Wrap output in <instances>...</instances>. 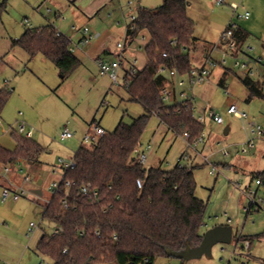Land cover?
<instances>
[{"label":"rangeland","instance_id":"rangeland-1","mask_svg":"<svg viewBox=\"0 0 264 264\" xmlns=\"http://www.w3.org/2000/svg\"><path fill=\"white\" fill-rule=\"evenodd\" d=\"M163 1L125 0L124 11L126 16L136 14L138 5L157 7ZM187 1V13L195 23L197 38L196 48L191 50L192 67L206 65L210 68L203 87L195 90L194 101L195 116L204 122V138L197 144H190L184 135L160 126L159 116L152 114L142 134L141 147L148 155L145 166L159 164L163 168H172L181 157V163L194 166L195 193L206 203V226L201 228L218 223L229 224L233 227L234 238L231 243L214 245L211 255L204 254L186 261L158 256L154 264H240L241 261L264 264V183L258 184L255 175L264 169V135L253 134L249 125L254 121L264 130V97L248 98L249 91L242 81L244 74L233 66L231 58H227L225 65L213 67L205 55L212 51L213 57L220 59L221 53L212 48L220 41L227 26V23L223 24L227 9L215 6L214 0ZM47 4L51 6L50 3L40 5L39 0H7L0 11V56H4V61L0 62V85H5V80L15 83L16 76L24 71L27 51L18 45L13 46L12 39L19 37L26 27L38 26L36 16L54 15ZM76 25L90 28L88 22ZM73 30L77 33L76 29ZM63 32L74 40L67 30ZM124 37L114 36L111 43L114 51L117 50V42L123 41ZM149 39L146 29L130 39V54L139 60L137 68H142L148 61L145 46ZM75 52L82 58L79 50ZM115 57L105 56L109 61ZM83 62L63 82L59 80L57 67L51 62L54 78L50 71L45 76L49 84L40 83L45 92L40 88L32 93V100L38 104L34 109L25 107L26 102H30L26 97L21 99L15 94L11 95L4 108V112L14 120V123L7 122V126L16 128L25 123L27 129H32V137L42 144V150L38 162L21 161L22 171H18L16 164L12 166L13 171L6 173L7 179L14 180L17 186L26 190L19 200H1L4 180L0 178V264H54L51 257L41 255L37 250L40 237L50 234L56 224L43 216L44 207L53 193L50 186L62 178L65 163L72 161L74 151L91 132L90 124L99 123L110 132L124 114L125 121L131 122L135 116L145 112L140 102L130 99L123 84L124 66L115 82L108 73L101 71L99 65ZM224 66L232 68L226 75L222 69ZM167 103L172 104L173 101L168 100ZM232 103L239 110L246 111L248 117L241 118L229 112ZM210 111L222 115L224 122L214 121ZM64 127L74 135L62 140L59 134ZM8 138L15 141L10 133ZM251 140L254 146L249 147ZM83 145L93 148L94 142H84ZM246 147L247 150L243 151ZM34 169H38L43 177L42 184H38L37 179L24 183L25 175ZM0 170L4 172L1 165ZM5 184L9 185L10 180ZM36 188H40L43 194H36ZM249 190L255 193L249 194ZM31 221L38 225L34 231L29 230ZM240 234L253 238L250 250L243 247L242 239H238Z\"/></svg>","mask_w":264,"mask_h":264},{"label":"trees","instance_id":"trees-1","mask_svg":"<svg viewBox=\"0 0 264 264\" xmlns=\"http://www.w3.org/2000/svg\"><path fill=\"white\" fill-rule=\"evenodd\" d=\"M6 1L0 0V11ZM188 4L187 0H164L157 7H138L136 26L127 34L135 38L143 29L149 32L145 46L148 61L130 72L131 78L126 77V89L130 99L140 102L145 112L131 122L122 117L114 130L94 142L93 148L81 144L74 154V166L64 168L59 188L43 211L45 218L61 224L64 231L45 234L37 245L38 252L51 257L54 264H154L158 256H172L169 249L179 251L188 245H200L206 203L195 193L194 166L179 161L172 168L146 167L135 151L152 114L178 135L189 132L191 141L203 133L204 122L195 116L192 101L169 104L161 94L168 80L161 67L177 68L180 74L189 73L192 67L191 50L196 48L197 38L195 23L187 13ZM227 29L232 30L231 39L235 41L231 53L247 52L245 44L251 32L236 24H228ZM228 42L221 40L224 45ZM12 45L22 47L31 57L42 54L50 59L63 81L81 64L70 48L71 39L53 24L27 27L12 39ZM2 61L4 57H0ZM231 69L226 66L224 75ZM242 81L249 91L248 98L264 97L263 79L244 75ZM10 95V88L0 85V118ZM11 134L16 147L0 144V165L38 162L42 145L15 128ZM255 175L264 180V169ZM66 180L73 183L68 185ZM87 183L97 188V198L81 193V186ZM238 239L253 242L249 235Z\"/></svg>","mask_w":264,"mask_h":264},{"label":"crops","instance_id":"crops-1","mask_svg":"<svg viewBox=\"0 0 264 264\" xmlns=\"http://www.w3.org/2000/svg\"><path fill=\"white\" fill-rule=\"evenodd\" d=\"M39 2H40V5L41 3H50L51 6L47 4L48 6H50L48 10L53 12L54 15L36 16V20L39 23L38 26H43L46 24H53L59 31L63 32L64 30H67V32L71 36H74L73 37L74 40L72 41V38L68 36L67 33L63 32L71 39L72 45L74 44L73 52L80 58L81 60L80 66L84 63L83 60H85L87 63L92 62L93 64L98 65L97 63L98 59L105 60L106 59L105 56H108V55L116 56L117 50L114 51L111 48V43L113 41L114 36L115 35H119V36L125 35L124 39L126 38L127 28H126V23L124 20L126 16V13L124 11L125 0H39ZM232 2H236L239 4L237 9H234L231 7L230 3ZM52 6H54V8ZM139 6L140 5H138V7ZM220 6L227 9V12L225 11V15H224L225 19H224L223 24H226V23L227 25L236 24V25H242L246 27L251 32L245 44L247 51L251 55H260V53L264 51V0H227L226 4L220 5ZM245 11H250L251 14L249 18H245L242 16ZM63 14L66 17L63 16ZM86 22H88V24L90 25L89 31L95 36L89 43H87L86 45H82L80 44V40L84 36L83 27H77L78 25L76 24H86ZM38 26H34V27H38ZM73 29H76L77 33H74ZM218 43H215L212 49L217 50L221 53V51L216 47ZM76 50L80 51L83 60L80 57V55H78L75 52ZM205 55L207 56L208 61L214 60L215 62H217L216 65L221 64L220 59L222 57V53H221L220 59H215L212 55V51L210 53H206ZM0 57H4V56H0ZM51 62L52 61L50 59H48L42 54H37L33 57H31L28 54V59L26 62L25 69L23 72H21L20 74L16 76L17 79H15V83H10V80L4 81V84L10 88L11 95L15 94L21 99L26 97L27 100L30 101L28 104L26 102L25 107L34 109L38 105V104L36 105L34 101L32 100V97H33L32 93L34 92L35 89L41 90L40 89L42 88L40 86L41 82L49 84L48 83L49 81L48 79H46L47 77L45 76H48L50 71L53 72L52 76L54 78L53 74L55 73V70L54 68H52L50 64ZM50 67H51V70H50ZM55 67L57 66L55 65ZM222 69L224 72L225 66ZM57 70H58L59 80L63 82V80L61 79L59 75V69L57 68ZM261 70L264 71V66L261 67ZM165 73L168 74L167 72ZM168 77H169V74H168ZM42 91L45 92L43 88H42ZM122 117L125 118V114ZM7 122L14 123V120L10 116H8L7 112L3 111L2 117L0 118V144H2L3 146L7 148L14 149L16 147V141L12 142L10 138H8V134L9 133L11 134L13 128L8 127ZM160 126L162 127L166 126L162 122L161 119H160ZM141 146H142V143H140L139 145L140 151L145 152L147 154L146 150L142 149ZM78 147L76 148V150L78 149ZM75 151H74V154H75ZM147 161H148V155H147ZM19 163L21 164V162ZM1 166L4 167L3 165ZM148 166H160V165L159 164H152V165L148 164ZM34 170L37 172V175H38L36 178L37 183L39 180H42L43 182V177L40 175V173H38V169H34ZM1 171L2 170H0V178H3L4 180V183L2 186H5L6 185L5 181L9 180V178L7 179L6 173L4 172L2 173ZM2 192H1V200L3 202H6L8 200L9 201L19 200V199L14 200L12 198L3 200ZM218 224H223V223H218ZM202 226H206V223L204 222ZM203 228L207 230L211 227L209 228L203 227ZM203 228H201V231L204 233ZM44 235L45 234H43L41 237H43ZM241 241L243 242V239ZM252 243H250L249 247L247 248L245 247V244L243 242L244 244L243 247L246 248L247 250H250Z\"/></svg>","mask_w":264,"mask_h":264},{"label":"built area","instance_id":"built-area-1","mask_svg":"<svg viewBox=\"0 0 264 264\" xmlns=\"http://www.w3.org/2000/svg\"><path fill=\"white\" fill-rule=\"evenodd\" d=\"M215 5L220 6L224 5L227 3V0H214ZM131 4V2H130ZM231 7L234 9H237L239 4L236 2L230 3ZM250 11H245L243 13V17L249 18L250 16ZM137 17L136 14H131L128 16H125V23H126V28L127 31L128 29L133 30L135 28V19ZM84 31V36L80 40V44L86 45L89 43L93 38L94 35L89 31V28L87 26L83 27ZM232 35V30L227 29L224 30L221 39L219 43L217 44V48L221 51L222 57L220 59L221 64H225L227 58H231L233 61V66L237 69H239L244 75H250V76H257L261 79L264 80V71L261 70V67L264 66V51L260 53V55H251L247 52H240L238 54H232L230 49L235 47V41L231 39ZM128 34L126 35V38L123 41H119L117 43V54L114 60L109 61V60H104V59H98L97 63L101 69L102 72L108 73L111 78L117 82L119 80V70L123 66L125 67V75H124V86L126 88L127 82H126V77L131 78V73L134 72L137 69V63H138V58L134 57L130 54L129 51V43L131 42ZM222 39H229V42L226 43V45L221 43ZM176 40H173L175 42ZM71 50L74 49L73 45H71ZM141 48V46H140ZM165 56L167 55L166 52L163 53ZM133 57V58H132ZM217 62L214 60L210 61V66H215ZM160 71L162 72H167L169 74L168 80L161 89V94L163 99L167 102L168 100H172V104H187V102L192 101L194 103L195 100V90L198 88L203 87L204 81L207 78V76L210 73V68H208L206 65H204L201 68H194L191 67L189 73L187 74H180L177 68H171V69H166L165 67H161ZM195 108V107H194ZM228 111L231 113H235L241 118H247L248 114L246 111L239 110L237 105L232 103L229 105ZM210 115L214 119V121L218 123H223L224 119L222 115L219 113H216L214 111H210ZM201 120V119H200ZM202 121V120H201ZM251 131L253 134H256L257 136H263L264 135V130L262 127L258 124H256L254 121H251L249 123ZM15 130L20 133L24 134L28 137L32 136V129H27L25 123L19 124ZM107 133V130L103 128L99 124H92L91 126V132L87 133L82 141L84 142H96L99 137L103 136L104 134ZM74 134L73 132L68 128L64 127L62 131L60 132L59 136L62 140L68 139L72 137ZM190 142V144H197L199 141H202L204 138V134L202 133L201 136H199L197 139L191 141L190 138V133L185 132L183 134ZM249 147L254 146V141L251 140L248 144ZM247 147L243 149V151H246ZM135 151L139 153L140 161L145 165L147 163V154L145 152H141L139 149V146L135 148ZM182 157L180 158V163H181ZM61 161H63L61 159ZM18 164V171H22V167L20 163ZM183 164V163H181ZM74 166V158L72 159L71 162L65 163V168L67 167H72ZM149 167V166H146ZM5 173H9L13 171L12 165H6L3 167ZM214 172V168L212 170V173ZM37 172L35 170H30L24 177V183L28 181H32L37 178ZM10 180L9 185H5L3 188L2 192V199L7 200L9 198H12L14 200L19 199L22 197V195L26 194V190L22 189V187H19L16 185L14 180ZM60 180L53 182V184L50 186L52 190H57L60 185ZM256 182L258 184H262L263 180L260 178H257ZM66 183L68 185H71L73 183L72 180H66ZM143 183V179H138V184L141 186ZM81 193L84 196H88L90 198H97L99 195V192L97 188L93 187L90 183L84 184L81 186L80 189ZM249 194L255 193L253 190L248 191ZM64 205L67 206L68 202L66 199H64ZM254 203V201H252ZM37 224L34 221L30 222V231H34V229L37 228ZM64 231V228L61 224L56 223L52 232L50 233L51 235H57L61 232ZM243 242L245 244V247H249L250 245V240L249 239H243ZM240 264H247L245 261H241Z\"/></svg>","mask_w":264,"mask_h":264},{"label":"water","instance_id":"water-1","mask_svg":"<svg viewBox=\"0 0 264 264\" xmlns=\"http://www.w3.org/2000/svg\"><path fill=\"white\" fill-rule=\"evenodd\" d=\"M228 132V129H225V133ZM42 180L38 181V184H41ZM264 183V180H263ZM36 194H42L40 188L34 189ZM234 238L233 227L229 224H218L209 229H207L204 234L202 241L199 246L192 247L188 245L185 249L175 251L168 250L169 254L184 260H189L192 258H199L202 255H211L214 245L217 243H231Z\"/></svg>","mask_w":264,"mask_h":264}]
</instances>
